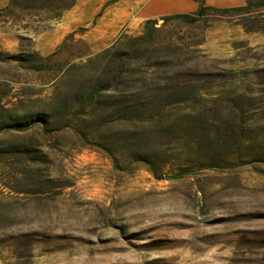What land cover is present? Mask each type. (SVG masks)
<instances>
[{
	"label": "rangeland",
	"instance_id": "rangeland-1",
	"mask_svg": "<svg viewBox=\"0 0 264 264\" xmlns=\"http://www.w3.org/2000/svg\"><path fill=\"white\" fill-rule=\"evenodd\" d=\"M74 3L0 0V264H264V0L100 49Z\"/></svg>",
	"mask_w": 264,
	"mask_h": 264
},
{
	"label": "crops",
	"instance_id": "crops-1",
	"mask_svg": "<svg viewBox=\"0 0 264 264\" xmlns=\"http://www.w3.org/2000/svg\"><path fill=\"white\" fill-rule=\"evenodd\" d=\"M240 0H75L63 15V33L86 28L91 47L100 49L118 40L128 27L146 20L186 14L203 6H232Z\"/></svg>",
	"mask_w": 264,
	"mask_h": 264
},
{
	"label": "trees",
	"instance_id": "trees-1",
	"mask_svg": "<svg viewBox=\"0 0 264 264\" xmlns=\"http://www.w3.org/2000/svg\"><path fill=\"white\" fill-rule=\"evenodd\" d=\"M207 9V6H201L198 10H197V12H196V14L197 15H201V14H203L204 13V11ZM185 15L186 14H179V15H173V16H177V17H185ZM173 16H167V17H173ZM149 22H152V23H156V20H148Z\"/></svg>",
	"mask_w": 264,
	"mask_h": 264
}]
</instances>
